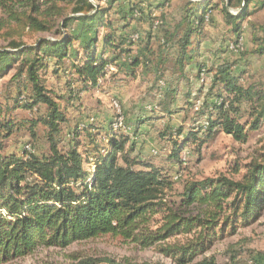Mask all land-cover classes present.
<instances>
[{
  "label": "trees",
  "instance_id": "trees-1",
  "mask_svg": "<svg viewBox=\"0 0 264 264\" xmlns=\"http://www.w3.org/2000/svg\"><path fill=\"white\" fill-rule=\"evenodd\" d=\"M171 2L0 0V31H4L0 39L5 40L0 45V75L15 70L12 80L17 92L7 97L9 102L0 101V264L29 255L39 245L67 247L76 240L104 235L157 248L170 259L121 264H221L215 255L206 254L214 240L237 234L239 226L260 215L264 161L251 164L242 180L220 176L187 183L179 194V206L201 207L191 214L164 201L165 191L179 178L173 179L168 170L150 160L133 156L134 142L129 145L131 138L122 130L107 135L105 146L93 138L89 149L80 139L82 130L99 133V127L94 122L84 127L79 124L69 132L68 147H61L68 118L62 96L48 88V70L52 68L55 75L62 71L67 85L78 81L83 90L100 86L107 77L116 82L136 80L160 72L168 62L166 56H153L157 34L163 37L161 48L174 54L177 79L194 75L200 80L203 74L212 73L206 91L202 85L195 96L192 91L184 95L183 109H194V124L187 131L177 128L163 134L171 141L168 159L179 167L178 173L218 133L246 142L252 131L264 127L263 83L246 80L245 68L236 70V62L208 65L200 59L211 13L221 10L236 44L241 21L251 15L250 7L263 6L264 0H222L221 4L183 0L177 6L179 18L166 11ZM134 21H147L156 34L148 31L135 37ZM254 39H261L256 52L264 54V35ZM162 90L158 85L155 92H160L163 109L179 111L167 103V98L175 102L177 89ZM201 99L200 107L196 106ZM17 108L40 114L29 121L19 119L13 114ZM27 124L33 139L40 137L36 126H44L48 152H37L35 144L28 142L21 155L4 154L5 139ZM182 235L185 240L171 241ZM237 257L238 253H232L230 264ZM82 263L95 264V259ZM253 263L263 264L256 259Z\"/></svg>",
  "mask_w": 264,
  "mask_h": 264
},
{
  "label": "rangeland",
  "instance_id": "rangeland-1",
  "mask_svg": "<svg viewBox=\"0 0 264 264\" xmlns=\"http://www.w3.org/2000/svg\"><path fill=\"white\" fill-rule=\"evenodd\" d=\"M181 2L183 0H172L166 11L172 17L179 18L181 12L177 6ZM216 2L221 4L222 0H216ZM250 9H253L251 15L240 23V37L236 44L231 39L234 38V33L231 31L232 26L225 22L221 10L216 9L211 13V21L206 24L200 44L202 55L200 59L208 65L212 63L218 65L226 61L236 62V70L245 68L246 80L260 82L264 85V54L256 52L261 39L256 41L254 39L256 35L261 37L264 35V5L258 4ZM132 27L137 30L133 33L135 37L145 36L148 31H152L154 36L157 32L147 21H134ZM0 32H4L3 29ZM161 36V34L155 35L153 44L155 52L153 56L155 58L166 56L168 59V62L162 65L160 72L152 71L136 80L124 82H116V79L107 77L100 86H91L83 90L78 81L72 86L67 85L66 74L61 71L59 75H55L50 68L46 74V81L48 88L53 89L58 96H62L60 101L68 118V121L63 124L64 140L61 142V147H68L69 132L79 124L80 127H84L94 122L95 126L99 127V133L90 134L89 131L93 129L89 130V128L82 130L80 139L86 142L85 146L89 149L93 146L89 144L93 138L99 145L105 146L108 142L107 135L111 136L122 130L131 138L128 144L134 142L133 156L138 155L141 159L150 160L157 166L168 170L173 179L179 178L172 189L165 191L164 201L168 206L194 214L200 210L199 205L179 206L181 199L179 194L187 183L220 176L242 180L251 164L264 161V127L252 131L246 142L236 140L224 132L218 133L207 139L201 152H194L178 173L179 167L168 159L172 150L171 141H168L163 134L175 131L177 128L187 131L194 124V109H183L184 95L192 91V95L195 96L196 91L202 85L205 86L206 91L211 84L212 73L203 74L200 80H196L194 75L189 76L188 79H177L179 74L174 67V54L161 48L163 43ZM3 44L5 40L0 39V45ZM14 73L15 70H12L0 75V101L9 102L10 100L7 99L9 95L16 96L17 92L14 90L16 85L12 80ZM158 85H161L163 90L168 86L177 89L175 102L167 98V103L170 104L172 110L179 111L167 112L163 109L165 104L159 98L160 92H155ZM73 91L74 95L71 93ZM71 95L73 97H70ZM201 103L202 99L197 101L196 106L200 107ZM13 114L19 119L29 121L37 118L40 113L17 108ZM29 126L30 124H27V127L16 130L5 139V147L2 151L4 154L21 155L28 142L35 144L37 152H48L49 143L44 134V126L41 124L36 126V131L40 136L37 139H33L30 135ZM200 135L203 136L202 133ZM155 218H160V215ZM178 240H185V236L171 239V241ZM232 253H238L235 264H251L253 259L261 260L264 264V208L259 216L251 219L246 225L239 226L237 234L215 239L212 249L206 254L215 255L221 264H230ZM88 258L95 259V264L142 263L159 260L170 262V259L157 248H142L121 236L104 235L87 240H76L67 247L39 245L29 255L12 258L1 264H83L82 261Z\"/></svg>",
  "mask_w": 264,
  "mask_h": 264
},
{
  "label": "built area",
  "instance_id": "built-area-1",
  "mask_svg": "<svg viewBox=\"0 0 264 264\" xmlns=\"http://www.w3.org/2000/svg\"><path fill=\"white\" fill-rule=\"evenodd\" d=\"M161 81H162V80H161ZM162 83H163V82H162ZM203 124H204V126H205V125H207V122H203ZM155 153H157V152L155 151Z\"/></svg>",
  "mask_w": 264,
  "mask_h": 264
}]
</instances>
